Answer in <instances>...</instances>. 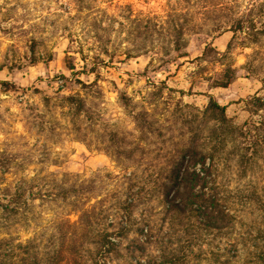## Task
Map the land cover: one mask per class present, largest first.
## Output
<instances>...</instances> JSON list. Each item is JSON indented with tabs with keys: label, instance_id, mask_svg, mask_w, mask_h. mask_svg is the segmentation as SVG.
I'll list each match as a JSON object with an SVG mask.
<instances>
[{
	"label": "rangeland",
	"instance_id": "374dc122",
	"mask_svg": "<svg viewBox=\"0 0 264 264\" xmlns=\"http://www.w3.org/2000/svg\"><path fill=\"white\" fill-rule=\"evenodd\" d=\"M1 80L15 87L0 84V237L34 236L49 259L62 218L78 212L59 187L83 182L119 244L107 264H159V248L186 246V235L162 219L161 191L146 179L166 175L189 134L183 116L208 94L236 124L264 115L250 102L264 99V0H0ZM139 109L154 115L147 135L135 126ZM121 145L133 152L117 154ZM229 164L216 191L232 225L203 231L177 264H264V160L245 173ZM19 182L34 195L21 213L1 211ZM127 196L128 212L119 209Z\"/></svg>",
	"mask_w": 264,
	"mask_h": 264
},
{
	"label": "trees",
	"instance_id": "16d2710c",
	"mask_svg": "<svg viewBox=\"0 0 264 264\" xmlns=\"http://www.w3.org/2000/svg\"><path fill=\"white\" fill-rule=\"evenodd\" d=\"M226 77L225 81L216 85L227 86L231 77L227 75ZM0 84L15 87V84L7 80H1ZM68 99L76 100L78 112L85 110L81 99L74 96H69ZM250 102L254 107L253 114H258L260 110L264 111L262 97L254 96ZM153 116L147 109L134 112L135 126L141 134L147 135L153 131L155 125ZM183 117H189L186 122L189 134L171 152L170 159L161 167L166 175L146 179V183H150L152 188H159L161 191L162 219L168 220L173 227H179V231L186 235L183 241L187 243L186 246H182L178 240L175 247L159 248L161 258L159 264H177L185 247L188 246L192 252V241L197 244V240L204 234L203 231L211 229L222 231L232 225L234 215L230 206L216 191L220 164L230 165L229 162L235 159L237 169L240 173H245L250 171L258 160H264V115L259 114L257 118L236 124L227 116L226 106L208 94V102L201 109L194 108ZM131 152L133 149H127L124 145L116 150L117 154ZM134 174L130 171L125 173L124 177L132 182ZM134 185L131 183L128 189L132 190ZM59 190L61 198L70 200L78 212L77 218L73 221L68 217L62 218L64 227H59L56 236L59 242L58 249L48 259L44 251L38 250L39 243L34 236L24 241L14 237H0V264H107L119 254L118 242L114 240L111 232L100 226L101 202L89 203V193L92 191L90 184L73 182L61 185ZM136 190L140 191V187ZM6 191L8 203L1 205L3 212L21 213L20 210L25 208L26 203L24 200L20 201L25 199V193L27 192L28 197L34 195L22 182L11 190L6 188ZM135 205L134 200L127 196L119 209L128 212L129 207ZM260 208L264 210L262 202ZM151 227L142 225L141 230H150ZM195 251L202 252V247L199 246ZM154 261L151 259L146 264H154ZM218 264L230 262L221 258Z\"/></svg>",
	"mask_w": 264,
	"mask_h": 264
}]
</instances>
